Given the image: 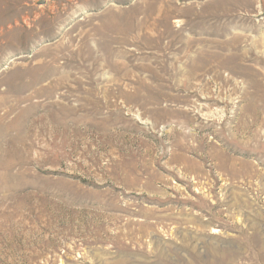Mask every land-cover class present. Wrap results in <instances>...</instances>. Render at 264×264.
Wrapping results in <instances>:
<instances>
[{
	"label": "rangeland",
	"instance_id": "rangeland-1",
	"mask_svg": "<svg viewBox=\"0 0 264 264\" xmlns=\"http://www.w3.org/2000/svg\"><path fill=\"white\" fill-rule=\"evenodd\" d=\"M0 264H264V0H0Z\"/></svg>",
	"mask_w": 264,
	"mask_h": 264
}]
</instances>
